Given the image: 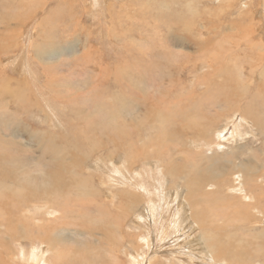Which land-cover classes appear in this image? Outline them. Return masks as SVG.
<instances>
[{
    "label": "rangeland",
    "instance_id": "374dc122",
    "mask_svg": "<svg viewBox=\"0 0 264 264\" xmlns=\"http://www.w3.org/2000/svg\"><path fill=\"white\" fill-rule=\"evenodd\" d=\"M41 2L0 0V263H264V0Z\"/></svg>",
    "mask_w": 264,
    "mask_h": 264
},
{
    "label": "bare ground",
    "instance_id": "6f19581e",
    "mask_svg": "<svg viewBox=\"0 0 264 264\" xmlns=\"http://www.w3.org/2000/svg\"><path fill=\"white\" fill-rule=\"evenodd\" d=\"M36 1H38L41 5H43L42 4V2H41V0H36ZM50 2V0H47V4ZM47 4H45V5H47ZM167 4V3H166ZM100 6V5H99ZM95 8V7H94ZM112 9V8H111ZM101 14V13H100ZM137 19V18H136ZM138 21H140V19L138 20ZM111 23V22H110ZM115 29H116V27H115ZM32 33H34V32H32ZM55 37V35L53 34V38ZM51 37H48V39H50ZM3 43V42H2ZM69 43V42H68ZM38 45H40V46H43V47H45V46H47V45H49V44H38ZM66 46L65 47H62V48H67V44H65ZM85 49V51H88V48L87 47H85L84 48ZM66 50H68V52L71 50V49H65L64 50V52H66ZM72 50H74V52L76 51V49H72ZM90 50V49H89ZM67 52V53H68ZM84 54V53H83ZM75 57H77V56H75ZM143 59V58H142ZM138 65H141V64H138ZM133 67V66H132ZM135 67V66H134ZM139 67V66H138ZM136 68V67H135ZM134 68V69H135ZM133 71V70H132ZM140 70L139 69H137L135 72H132V73H134V75L135 74H140ZM142 74V73H141ZM2 75V74H1ZM2 77V76H1ZM3 80V79H2ZM1 81V80H0ZM14 81V80H13ZM174 81L175 80H173V83H174ZM135 82V81H134ZM2 83V82H1ZM175 86H176V84H174ZM173 85V86H174ZM177 87V86H176ZM4 91V90H3ZM72 91V90H71ZM188 99V98H187ZM186 99V100H187ZM190 100H192L191 98H190ZM193 101H194V99H193ZM192 102V101H191ZM136 103V102H135ZM189 111V110H188ZM110 122H108V124H109ZM173 124V123H172ZM125 125V124H124ZM91 126V125H90ZM105 126V125H104ZM107 126V125H106ZM109 127V126H108ZM126 127V126H125ZM260 127H261V125H260ZM102 128H103V126H102ZM118 129V132H121V133H124V134H126L127 135V132L123 129V126L122 127H117ZM127 128V127H126ZM102 130V129H101ZM85 131V130H84ZM87 131H88V129H87ZM86 131V132H87ZM90 131H92V130H90ZM94 131H92L91 132V134L93 133ZM177 132V131H176ZM84 133V132H83ZM177 135H179V134H181V132L178 134V133H176ZM183 135V134H182ZM125 136V135H124ZM223 137L225 138V139H227V140H231L232 138H233V131L232 130H227V131H225L224 133H223ZM91 140V139H90ZM86 141H88L87 139H86ZM123 141H124V139H123ZM95 142V141H94ZM101 142V141H100ZM97 143V142H96ZM90 144V143H89ZM89 144H87V145H89ZM97 144H99V143H97ZM124 144H126V143H124ZM130 146V145H129ZM206 144L204 145V147L206 148ZM131 155L132 156H130V159H131V161H132V163L133 164H136V161H138V160H141V158H140V152L141 151H139L137 148H136V146H135V144L134 143H132L131 142ZM214 147H216V145H214ZM62 148V147H61ZM60 148V149H61ZM64 148V147H63ZM134 148V149H133ZM59 149V150H60ZM213 150V149H212ZM64 151V150H63ZM207 151V150H206ZM209 152V151H208ZM211 152V151H210ZM213 152H214V150H213ZM54 156H58V155H61L57 150H53V153H52ZM49 157H51L50 155H49ZM109 159V158H108ZM145 160L148 162V157H147V155L145 156ZM14 163H16V162H14ZM110 163V162H109ZM129 163H127L126 161H123V162H121L120 164H119V167L122 169L123 167H125V169L128 171V174L131 172H129V170H134V165H132V164H129ZM115 167V166H114ZM119 167H117V169H119ZM114 173V172H113ZM118 173V172H117ZM120 173H123V171L122 170H120ZM133 173H135V170H134V172ZM229 174H230V172H229ZM140 175H141V177H144V174L143 173H140ZM130 176V175H129ZM255 176H244L243 178H244V182H243V188L245 189L244 190V193L246 194L245 196H240V197H236L235 199H238V200H241V204H243V205H245L246 206V204L244 203L246 200H249L250 199V196L253 194L254 196H255V194L254 193H257V192H263V195H264V187H262V186H259L258 184H257V182L260 180V179H258V178H254ZM116 178V177H115ZM191 180H192V182H194V177H191ZM236 181V180H235ZM253 182V185L250 187V186H248V184L250 183V182ZM118 182V181H117ZM119 182L120 183H122V185H123V187H128L127 185H126V183L127 182H124V181H122V180H119ZM150 182V181H149ZM153 183H155L157 186H159V188H162V183L160 184L159 182H158V180L157 181H152ZM128 184V183H127ZM226 185V184H225ZM164 187V186H163ZM140 191V190H139ZM145 192V191H144ZM110 193V192H109ZM160 193H163V192H161L160 191ZM162 197H163V199H164V196L162 195ZM259 197H260V195H259ZM264 197V196H263ZM173 198H175V200L177 201V199H178V197H177V195L175 194L174 195V197ZM262 204V205H261ZM165 205H166V207L167 208H170V203L168 202V200H166L165 199ZM248 205V204H247ZM187 206H188V201H187ZM253 207L257 210V212H259V211H264V198L263 199H260L259 201H257L254 205H253ZM189 208V207H188ZM189 212H190V210H189ZM152 214V213H151ZM234 214L235 215H239V216H241V215H243V212L239 209V210H236V211H234ZM160 215V213L158 212L157 213V216H159ZM191 215V214H190ZM248 216L250 215V214H247ZM246 215V216H247ZM192 216V215H191ZM234 216V215H233ZM247 216V217H248ZM247 217L246 218H242L243 219V221H240L241 223L242 222H246L247 221ZM250 217L252 218V216L250 215ZM194 218V217H193ZM251 220V219H250ZM196 223V222H195ZM247 223H248V221H247ZM243 224H245V223H243ZM117 225H113V227L112 228H115ZM111 228V230H113ZM240 228V227H239ZM242 228V227H241ZM246 230V229H245ZM230 232V231H229ZM178 237H181V238H183V235H179ZM159 239L157 238V241H158ZM156 241V242H157ZM215 245V244H214ZM196 247H198V246H196ZM47 246H42L41 247V251H39V252H31L30 254H32V256H34L35 257V259L36 260H39V259H41V258H43V253H45L46 251H47ZM236 248V247H235ZM227 251L230 253V256H231V258H230V262H231V264H236L237 262L235 261V260H239V261H241V262H245L246 261V259H247V261H249L250 260V256H249V254H247V253H240V252H238V251H236L235 249H232L231 247L229 248V247H227ZM237 249V248H236ZM197 250H199V251H201L200 250V248L198 247L197 248ZM215 251H216V253H215V255L217 254V245H215ZM239 251H240V249H239ZM194 253V252H193ZM21 255L22 256H26L27 255V252L26 251H21ZM197 256H198V258H201L200 256H199V254H197ZM197 256H195V257H197ZM135 258H137V257H135ZM215 258H216V256H215ZM135 262L137 263V264H141L142 262H144V260H140V258H138V259H136L135 260ZM217 263V258H216V261H215V264ZM1 264V263H0ZM224 264H228V262H225Z\"/></svg>",
    "mask_w": 264,
    "mask_h": 264
},
{
    "label": "crops",
    "instance_id": "0c3cea01",
    "mask_svg": "<svg viewBox=\"0 0 264 264\" xmlns=\"http://www.w3.org/2000/svg\"><path fill=\"white\" fill-rule=\"evenodd\" d=\"M113 30V29H112ZM109 31L110 35H111V31ZM117 38V37H116ZM85 55V58H90V53H84ZM195 201V202H194ZM195 203H196V207H195ZM203 205H204V202H202L200 199H195V200H188V207H189V210H190V214L192 215V217H194V220L196 223H203L202 222V216H203V212H204V208H203ZM196 208H198V210H196ZM212 215V213L210 214ZM201 216V217H199ZM215 245H217V251L220 247H222V249L225 250V247H223L220 243H219V240L215 243ZM228 254H230L228 251H227ZM263 253V251H262ZM228 254H224L223 255V260L222 259H218L217 258V262H221L222 264H224L225 262H227L226 260H230L231 256H229ZM263 255V254H262ZM249 256L250 258H255V256H253L252 253H249ZM262 258V257H261ZM258 259L256 258V261ZM264 264L261 260H259V264Z\"/></svg>",
    "mask_w": 264,
    "mask_h": 264
},
{
    "label": "flooded vegetation",
    "instance_id": "af4514ba",
    "mask_svg": "<svg viewBox=\"0 0 264 264\" xmlns=\"http://www.w3.org/2000/svg\"><path fill=\"white\" fill-rule=\"evenodd\" d=\"M211 146H212V145H211ZM211 146H208V145H207L206 148H210ZM212 149H213V148H211V151H212Z\"/></svg>",
    "mask_w": 264,
    "mask_h": 264
}]
</instances>
